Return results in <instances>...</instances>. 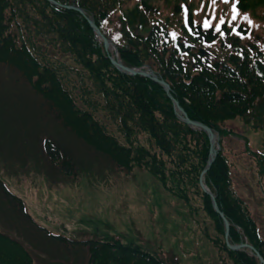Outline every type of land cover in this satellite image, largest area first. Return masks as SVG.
<instances>
[{"label": "trees", "instance_id": "16d2710c", "mask_svg": "<svg viewBox=\"0 0 264 264\" xmlns=\"http://www.w3.org/2000/svg\"><path fill=\"white\" fill-rule=\"evenodd\" d=\"M54 1L59 5L0 0V64L13 68L45 109L96 156H107L119 172L150 173L193 211H203L213 224L215 236L207 227V237L219 262L260 264L257 253L228 248L224 220L200 186L210 161L209 137L177 117L173 102L152 79L114 67L86 17L63 6L75 5L93 16L124 64L150 66L191 121L220 134L221 150L204 182L230 222V244L249 243L264 258V239L234 185L236 152L225 142L245 141L257 183L264 184V140L254 150L247 137L227 126L238 119L264 132V0ZM44 153L57 175L76 178L81 160L68 149L48 140ZM0 192L15 215L33 230L46 231L1 179ZM197 199L201 207L192 205ZM46 232L56 249L87 251L89 264H177L100 231L84 242ZM0 264L35 260L26 245L0 229Z\"/></svg>", "mask_w": 264, "mask_h": 264}, {"label": "rangeland", "instance_id": "374dc122", "mask_svg": "<svg viewBox=\"0 0 264 264\" xmlns=\"http://www.w3.org/2000/svg\"><path fill=\"white\" fill-rule=\"evenodd\" d=\"M227 126L247 137L252 149H261L264 132L238 119ZM48 139L81 160L76 178H63L50 169L44 153ZM226 144L236 152V190L264 239V184L257 183L251 159L241 154L243 142L230 139ZM121 172L60 124L13 68L0 64V179L24 201L40 227L77 241L90 239L95 231L116 235L177 264H222L207 237V227L215 236L213 224L203 211H193L146 171ZM192 205L201 207L200 199ZM0 229L26 245L35 264H89L87 251L56 249L46 231L33 230L9 209L1 192Z\"/></svg>", "mask_w": 264, "mask_h": 264}, {"label": "water", "instance_id": "95a60500", "mask_svg": "<svg viewBox=\"0 0 264 264\" xmlns=\"http://www.w3.org/2000/svg\"><path fill=\"white\" fill-rule=\"evenodd\" d=\"M72 9H74V8H72ZM76 10L80 11L82 14H85V12L83 10H81V9H76ZM90 24H91L92 28L97 32V34L102 37V34L99 32V30H97V28H96V26H95V24H94V22L92 20H90ZM103 40H104V42L106 44V48L108 49L109 46H110L109 41H107L106 39H103ZM111 60H112V63L117 68L121 69V71L125 72L126 74H129V75L134 76V77L135 76L151 77V78H153L156 81V83H158L161 86H163L165 91H166V93H167V95H168V97L174 102L175 106L179 109V111H180L179 118L182 121H184V122H186V123H188V124H190L192 126H195V127L201 129L202 131H204V132H206L208 134V136L210 137L211 142H212L213 152H214V156H215L216 152L214 151V145L216 143V139H219V137L215 138V135H214L213 131L210 130L208 127H206V126H204V125H202L200 123L190 121V119L187 116V113H186L185 109L178 102H176L174 100V98H173V96L171 94V91H170V87L168 85H166L163 82L159 81L157 79V77L155 75H153V73H150L149 71H144L142 69L129 68V67L125 66L124 64H122L119 60L118 61L114 60V59H111ZM212 161H214V157H212ZM209 166H211V163H210ZM205 173H206V170L203 172V174L201 176V186L210 195L215 211L217 213H220L221 216L224 219L225 226H226V234L225 235H226V241H227L228 247L230 249H232V250L250 249L251 251H255L254 247H252V246H250L248 244H243V245H239V246L230 245V243H229L230 223H229V221L226 218H224V215L220 212L219 207H218V205L216 203V198L205 187V185L203 183V176L205 175ZM258 256H259L261 262H264L263 258L260 255H258Z\"/></svg>", "mask_w": 264, "mask_h": 264}, {"label": "snow or ice", "instance_id": "6c2138e0", "mask_svg": "<svg viewBox=\"0 0 264 264\" xmlns=\"http://www.w3.org/2000/svg\"><path fill=\"white\" fill-rule=\"evenodd\" d=\"M233 19H235V16L233 17ZM239 34V33H238Z\"/></svg>", "mask_w": 264, "mask_h": 264}]
</instances>
